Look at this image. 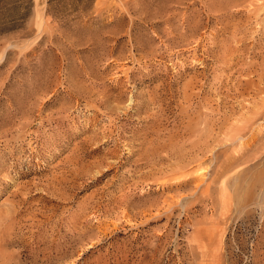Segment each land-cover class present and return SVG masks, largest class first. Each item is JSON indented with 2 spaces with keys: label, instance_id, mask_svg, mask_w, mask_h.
Masks as SVG:
<instances>
[{
  "label": "rangeland",
  "instance_id": "1",
  "mask_svg": "<svg viewBox=\"0 0 264 264\" xmlns=\"http://www.w3.org/2000/svg\"><path fill=\"white\" fill-rule=\"evenodd\" d=\"M0 0V264H264V0Z\"/></svg>",
  "mask_w": 264,
  "mask_h": 264
},
{
  "label": "trees",
  "instance_id": "2",
  "mask_svg": "<svg viewBox=\"0 0 264 264\" xmlns=\"http://www.w3.org/2000/svg\"><path fill=\"white\" fill-rule=\"evenodd\" d=\"M87 1L89 2L90 0H87ZM88 2H87V3H88Z\"/></svg>",
  "mask_w": 264,
  "mask_h": 264
}]
</instances>
